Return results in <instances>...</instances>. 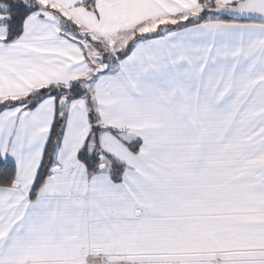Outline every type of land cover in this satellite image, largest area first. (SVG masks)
Wrapping results in <instances>:
<instances>
[{
	"label": "snow or ice",
	"instance_id": "1",
	"mask_svg": "<svg viewBox=\"0 0 264 264\" xmlns=\"http://www.w3.org/2000/svg\"><path fill=\"white\" fill-rule=\"evenodd\" d=\"M0 264H264V0H0Z\"/></svg>",
	"mask_w": 264,
	"mask_h": 264
}]
</instances>
